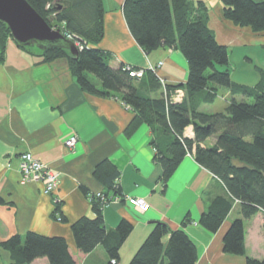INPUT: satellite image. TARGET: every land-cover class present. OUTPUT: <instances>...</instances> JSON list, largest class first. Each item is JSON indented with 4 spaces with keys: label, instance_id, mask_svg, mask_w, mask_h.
Instances as JSON below:
<instances>
[{
    "label": "crops",
    "instance_id": "1",
    "mask_svg": "<svg viewBox=\"0 0 264 264\" xmlns=\"http://www.w3.org/2000/svg\"><path fill=\"white\" fill-rule=\"evenodd\" d=\"M123 1L103 0V37L97 46L110 53L109 64L114 69L121 64L143 71L153 69L163 81L153 96L166 97L167 85L185 84L187 61L171 47L145 52L127 27ZM204 2L208 27L229 50L231 79L255 84L257 68L264 70V32L233 25L223 17L219 0ZM233 60L238 61V69ZM178 89L184 96V89ZM219 90L217 87L213 102L200 104L201 111H223L231 98H241L232 96L227 88L221 94ZM133 117L134 111L117 93L103 97L81 90L64 59L42 62L38 54L8 39L0 58V242L27 231L63 236L78 264H107L101 245L88 254L78 252L70 228L79 217L94 216L89 196L102 192L121 197L102 206L106 228L114 229L121 219L133 225L119 249L117 264L128 263L156 221L185 232L196 248L195 264H245L246 256L264 258L263 212L243 219L244 254L223 252V235L240 216L238 201L233 202L217 231L202 227L198 219L211 200L228 194L223 183L186 154L163 187L161 165L153 161L150 129L142 122L129 128ZM183 134L192 137V126ZM71 135L77 137L72 149L64 144ZM214 140L209 137L204 145L210 146ZM27 151L58 172V185L50 195L42 193L39 182H21L19 155ZM114 170L118 171L114 180L118 193L103 182ZM124 196L142 197L148 209L136 210ZM187 217L190 222L182 226ZM10 263L9 252L0 247V264ZM28 264H48V260L39 257Z\"/></svg>",
    "mask_w": 264,
    "mask_h": 264
},
{
    "label": "trees",
    "instance_id": "2",
    "mask_svg": "<svg viewBox=\"0 0 264 264\" xmlns=\"http://www.w3.org/2000/svg\"><path fill=\"white\" fill-rule=\"evenodd\" d=\"M26 1L51 27L77 36L83 45L76 55L58 47L38 50L41 61L64 59L81 90L103 97L119 95L134 111L129 128L141 122L148 125L150 143L155 149L153 161L161 165L163 187L186 154L223 183L227 196L214 197L198 223L210 232L217 231L233 202L238 201L240 216L224 233L222 250L244 254L243 219L259 211L264 214V70L257 68L259 80L253 85L231 79L229 50L208 27L204 0L122 3L127 27L145 52L160 46L171 47L178 49L187 61L185 84L167 85L166 97L153 96L161 82L153 69L144 70L140 77L130 76L129 71L134 68L128 69L126 64L112 68L110 53L97 46L103 37V0ZM219 1L223 17L233 25L264 32V0ZM8 39H11L9 30L0 22V58ZM18 46L32 52L28 47ZM181 87L184 96L180 100L171 99ZM217 87L227 88L232 96L241 98H231L223 111H201L202 102H213ZM188 125L192 126V137L183 134ZM213 136V144L204 145ZM117 177L118 171L114 170L103 179L115 193H118L114 182ZM82 190L87 194L84 187ZM89 197L94 216H81L70 224L76 250L88 254L101 245L108 257L107 264H117L119 249L133 225L121 219L114 229H107L102 200L95 194ZM189 222L188 217L184 218L181 225ZM0 247L9 252L10 264H28L39 257L47 258L48 264H78L63 236L27 231L2 240ZM196 259L195 245L181 228L172 229L165 222L156 221L127 264H195ZM245 264H264V258L246 256Z\"/></svg>",
    "mask_w": 264,
    "mask_h": 264
},
{
    "label": "water",
    "instance_id": "3",
    "mask_svg": "<svg viewBox=\"0 0 264 264\" xmlns=\"http://www.w3.org/2000/svg\"><path fill=\"white\" fill-rule=\"evenodd\" d=\"M0 22L6 25L16 44L36 54L53 47L64 48L71 55L78 52L74 43L51 27L26 0H0Z\"/></svg>",
    "mask_w": 264,
    "mask_h": 264
},
{
    "label": "built area",
    "instance_id": "4",
    "mask_svg": "<svg viewBox=\"0 0 264 264\" xmlns=\"http://www.w3.org/2000/svg\"><path fill=\"white\" fill-rule=\"evenodd\" d=\"M54 29L57 28L63 34V36L72 41L78 50L82 49L83 45L81 39L75 35L68 33L67 31L63 30L60 27H53ZM160 64V63H159ZM128 69L130 66H126ZM143 73L142 69H131L129 71L130 76L140 77ZM161 82H163L160 79ZM183 96V92L181 89H176L171 95V99L173 100H180ZM77 141L76 135L69 136L64 144L68 148H73ZM19 172H20V180L21 182H30L36 181L41 184L42 193L44 195H50L57 187L59 182L58 172L53 168L49 167L44 162L40 161L36 157H34L30 152H23L19 155ZM97 197L102 200L103 205L113 201H118L121 197L120 196H112L107 197L102 192L95 193ZM124 200L134 207L136 210L145 212L148 209V204L142 197L138 196H124ZM112 262H114L112 260Z\"/></svg>",
    "mask_w": 264,
    "mask_h": 264
},
{
    "label": "rangeland",
    "instance_id": "5",
    "mask_svg": "<svg viewBox=\"0 0 264 264\" xmlns=\"http://www.w3.org/2000/svg\"><path fill=\"white\" fill-rule=\"evenodd\" d=\"M34 50H37L36 48H33ZM232 65L236 68L237 67V69H238V67H239V65H238V61H234L233 60V63H232ZM236 69V70H237ZM221 91H225V88L224 87H220V90H219V93L221 94V93H223V92H221ZM182 92H183V90H182ZM220 103H224V101H222V100H220Z\"/></svg>",
    "mask_w": 264,
    "mask_h": 264
}]
</instances>
